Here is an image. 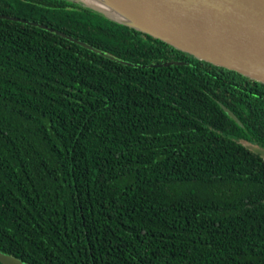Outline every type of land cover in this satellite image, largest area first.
I'll use <instances>...</instances> for the list:
<instances>
[{
  "label": "trees",
  "instance_id": "obj_1",
  "mask_svg": "<svg viewBox=\"0 0 264 264\" xmlns=\"http://www.w3.org/2000/svg\"><path fill=\"white\" fill-rule=\"evenodd\" d=\"M248 146L264 150V83L69 0H0V251L264 264Z\"/></svg>",
  "mask_w": 264,
  "mask_h": 264
},
{
  "label": "water",
  "instance_id": "obj_2",
  "mask_svg": "<svg viewBox=\"0 0 264 264\" xmlns=\"http://www.w3.org/2000/svg\"><path fill=\"white\" fill-rule=\"evenodd\" d=\"M69 1L198 60L264 83V0H100L111 11L84 0ZM39 27L98 52L64 33ZM248 147L264 159V150Z\"/></svg>",
  "mask_w": 264,
  "mask_h": 264
},
{
  "label": "rangeland",
  "instance_id": "obj_3",
  "mask_svg": "<svg viewBox=\"0 0 264 264\" xmlns=\"http://www.w3.org/2000/svg\"><path fill=\"white\" fill-rule=\"evenodd\" d=\"M0 264H27L9 254L0 251Z\"/></svg>",
  "mask_w": 264,
  "mask_h": 264
},
{
  "label": "bare ground",
  "instance_id": "obj_4",
  "mask_svg": "<svg viewBox=\"0 0 264 264\" xmlns=\"http://www.w3.org/2000/svg\"><path fill=\"white\" fill-rule=\"evenodd\" d=\"M84 1L92 4L93 6H97L99 8L104 9V10L111 11V10H109L108 6H105V4L103 2H101L100 0H84ZM116 16H118V15L116 14Z\"/></svg>",
  "mask_w": 264,
  "mask_h": 264
}]
</instances>
